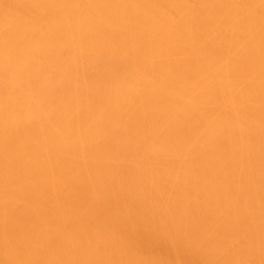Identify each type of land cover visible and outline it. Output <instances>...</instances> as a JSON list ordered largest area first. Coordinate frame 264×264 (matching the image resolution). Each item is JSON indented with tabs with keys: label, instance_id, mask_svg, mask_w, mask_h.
<instances>
[{
	"label": "bare ground",
	"instance_id": "obj_1",
	"mask_svg": "<svg viewBox=\"0 0 264 264\" xmlns=\"http://www.w3.org/2000/svg\"><path fill=\"white\" fill-rule=\"evenodd\" d=\"M0 264H264V0H0Z\"/></svg>",
	"mask_w": 264,
	"mask_h": 264
}]
</instances>
